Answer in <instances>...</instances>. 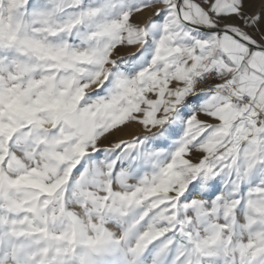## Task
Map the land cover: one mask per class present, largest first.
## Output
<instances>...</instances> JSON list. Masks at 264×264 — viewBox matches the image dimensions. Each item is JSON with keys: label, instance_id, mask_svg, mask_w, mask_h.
<instances>
[{"label": "snow or ice", "instance_id": "6c2138e0", "mask_svg": "<svg viewBox=\"0 0 264 264\" xmlns=\"http://www.w3.org/2000/svg\"><path fill=\"white\" fill-rule=\"evenodd\" d=\"M0 264H264V0H0Z\"/></svg>", "mask_w": 264, "mask_h": 264}]
</instances>
